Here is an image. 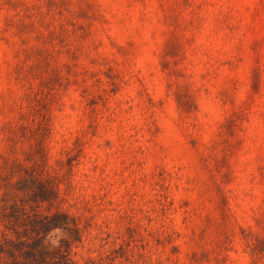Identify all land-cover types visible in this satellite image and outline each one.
Returning a JSON list of instances; mask_svg holds the SVG:
<instances>
[{"label":"rangeland","instance_id":"374dc122","mask_svg":"<svg viewBox=\"0 0 264 264\" xmlns=\"http://www.w3.org/2000/svg\"><path fill=\"white\" fill-rule=\"evenodd\" d=\"M31 169L81 263L264 264V0H0V206Z\"/></svg>","mask_w":264,"mask_h":264},{"label":"trees","instance_id":"16d2710c","mask_svg":"<svg viewBox=\"0 0 264 264\" xmlns=\"http://www.w3.org/2000/svg\"><path fill=\"white\" fill-rule=\"evenodd\" d=\"M6 195L0 206V222L5 232L0 237V264H96L92 258L81 263L74 259V246L82 242L77 220L61 210L51 211L60 198L56 178L31 169L17 179L3 178ZM22 191L24 198L9 191ZM48 204L47 212L40 211ZM60 229V231H54ZM58 232L64 234L58 238Z\"/></svg>","mask_w":264,"mask_h":264},{"label":"clouds","instance_id":"9594fccd","mask_svg":"<svg viewBox=\"0 0 264 264\" xmlns=\"http://www.w3.org/2000/svg\"><path fill=\"white\" fill-rule=\"evenodd\" d=\"M54 231H60V229H54Z\"/></svg>","mask_w":264,"mask_h":264}]
</instances>
